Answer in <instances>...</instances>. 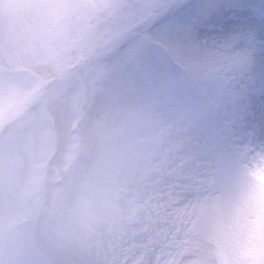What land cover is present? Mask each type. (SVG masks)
Returning a JSON list of instances; mask_svg holds the SVG:
<instances>
[{
  "label": "clouds",
  "instance_id": "obj_1",
  "mask_svg": "<svg viewBox=\"0 0 264 264\" xmlns=\"http://www.w3.org/2000/svg\"><path fill=\"white\" fill-rule=\"evenodd\" d=\"M0 264H264V0H0Z\"/></svg>",
  "mask_w": 264,
  "mask_h": 264
},
{
  "label": "rangeland",
  "instance_id": "obj_2",
  "mask_svg": "<svg viewBox=\"0 0 264 264\" xmlns=\"http://www.w3.org/2000/svg\"><path fill=\"white\" fill-rule=\"evenodd\" d=\"M7 117L5 116V115H3V114H0V121H3V120H5Z\"/></svg>",
  "mask_w": 264,
  "mask_h": 264
}]
</instances>
